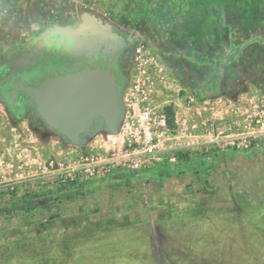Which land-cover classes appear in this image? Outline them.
<instances>
[{
	"label": "rangeland",
	"instance_id": "rangeland-1",
	"mask_svg": "<svg viewBox=\"0 0 264 264\" xmlns=\"http://www.w3.org/2000/svg\"><path fill=\"white\" fill-rule=\"evenodd\" d=\"M132 41L164 68L143 104L166 113L177 163L61 197L107 132L74 144L0 100V264H264V0H0V77L36 73L50 46Z\"/></svg>",
	"mask_w": 264,
	"mask_h": 264
},
{
	"label": "built area",
	"instance_id": "built-area-1",
	"mask_svg": "<svg viewBox=\"0 0 264 264\" xmlns=\"http://www.w3.org/2000/svg\"><path fill=\"white\" fill-rule=\"evenodd\" d=\"M150 69L165 77L164 68L152 60L151 52L139 46L133 62L135 81L123 87L122 91L124 118L119 131L105 135V144L108 143L109 147H104V144L96 151V147H93L91 152L81 154L78 163L65 168L66 174L59 178L57 186L65 196L74 199L72 197L85 194L91 188L118 184L129 176L143 180L145 171L161 164L177 163L175 153L168 152L165 147V142L170 138L167 136L170 127L166 113L155 112L151 106L143 104L146 98L144 79L151 74ZM102 147L103 152L100 151ZM51 165L55 169L54 162ZM58 165L62 167L60 163ZM146 181L143 182L144 187Z\"/></svg>",
	"mask_w": 264,
	"mask_h": 264
},
{
	"label": "water",
	"instance_id": "water-1",
	"mask_svg": "<svg viewBox=\"0 0 264 264\" xmlns=\"http://www.w3.org/2000/svg\"><path fill=\"white\" fill-rule=\"evenodd\" d=\"M123 87L111 66H87L48 73L22 89L50 129L71 143L83 144L88 135L118 133L124 118Z\"/></svg>",
	"mask_w": 264,
	"mask_h": 264
},
{
	"label": "flooded vegetation",
	"instance_id": "flooded-vegetation-1",
	"mask_svg": "<svg viewBox=\"0 0 264 264\" xmlns=\"http://www.w3.org/2000/svg\"><path fill=\"white\" fill-rule=\"evenodd\" d=\"M53 43L52 45H54ZM50 45V44H47ZM135 41L130 42L122 50L116 52L109 45L86 46L80 45L71 47H48L44 49V53H39L42 56L55 55L53 57L56 63L42 64V56L34 65L39 70L34 73L27 68L28 66L18 65L11 68L7 75L0 77V100L6 105L7 109L14 115L23 118L24 112L28 107H31L39 118L45 123L42 117L36 111L33 102L29 97H26L27 91L22 89V86L38 83L48 73H66L75 71L84 67H109L116 71L120 84L123 86V79H128L126 67L133 65L135 53ZM35 61H33V64ZM25 66V67H24ZM24 67V68H22ZM21 70H23L21 72ZM46 124V123H45ZM47 125V124H46ZM48 127V126H47Z\"/></svg>",
	"mask_w": 264,
	"mask_h": 264
},
{
	"label": "trees",
	"instance_id": "trees-1",
	"mask_svg": "<svg viewBox=\"0 0 264 264\" xmlns=\"http://www.w3.org/2000/svg\"><path fill=\"white\" fill-rule=\"evenodd\" d=\"M168 113H169V115L171 116H173V112H172V109H171V107H168ZM170 124L171 125H174V121L173 120H170ZM179 156V158H180V156H181V154L180 155H178ZM207 158H208V156H203V155H201V156H199V160H198V162H199V164H200V166H203L204 164H205V160H207ZM188 159V158H187ZM183 162H189V161H187V160H185V161H183ZM172 166H174V164H171V163H166V164H161V165H159V166H157L156 168H155V171H157V172H160V175H167L168 174V172L172 169ZM59 193H60V195H61V197H62V194L63 193H61L60 191H58Z\"/></svg>",
	"mask_w": 264,
	"mask_h": 264
}]
</instances>
